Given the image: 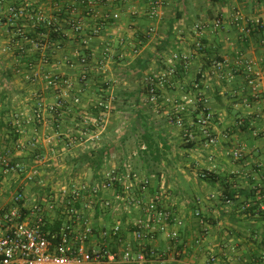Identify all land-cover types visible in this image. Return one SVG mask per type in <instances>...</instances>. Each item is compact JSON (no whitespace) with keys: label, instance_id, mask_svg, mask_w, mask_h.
Here are the masks:
<instances>
[{"label":"crops","instance_id":"0c3cea01","mask_svg":"<svg viewBox=\"0 0 264 264\" xmlns=\"http://www.w3.org/2000/svg\"><path fill=\"white\" fill-rule=\"evenodd\" d=\"M71 1L0 4V208L11 206L20 193L41 200L47 220L62 225V212L46 207L61 189L55 184L94 180L111 166L129 167L150 178L151 191L160 192L165 207L181 220L173 250L165 234L157 235L153 264H208L212 256L214 264H254L264 257V217L246 207L258 201L254 187H264V0H162L153 16L152 0H88L91 6L78 5L74 13L67 8ZM10 5H24V18H9ZM72 19L84 24L80 35ZM40 20L59 26L61 40L43 41L48 33L42 37L37 31ZM175 55L192 58L185 68L173 61ZM214 60L224 61L223 68L216 69ZM171 66L177 76L155 108L145 79ZM254 74H259L255 92L248 83ZM55 76L69 79L72 87L52 85ZM199 92L208 100L217 141L199 137L189 147L169 116L181 105L189 122ZM60 99L64 108L51 114L49 106ZM102 99L110 106L105 129L91 141L81 130L86 122L93 129ZM100 148L112 152L102 168L75 170L80 154ZM236 150L243 154L239 159L233 158ZM7 164L23 171L8 170ZM98 207L83 214L93 228L90 247L106 245L120 253L124 234L103 238L100 232L119 215L125 224L127 214L101 215ZM139 215L133 217L145 218ZM246 221L255 225L247 227Z\"/></svg>","mask_w":264,"mask_h":264},{"label":"built area","instance_id":"2783aa9c","mask_svg":"<svg viewBox=\"0 0 264 264\" xmlns=\"http://www.w3.org/2000/svg\"><path fill=\"white\" fill-rule=\"evenodd\" d=\"M5 1L0 0V4H4ZM77 4L91 6L88 0H72L67 6L71 13L77 10ZM152 5L151 16L155 15L157 9L162 6V0H152ZM26 10L25 6L10 5L8 7V12L13 19L24 17ZM118 17V14L112 16L114 19ZM70 24L77 34H81L85 29L84 24L78 20L72 19ZM200 27V24L195 26L196 30H200ZM214 27L220 28L221 22L216 21ZM149 32H153V28ZM247 32H250L249 28ZM197 46L199 49L202 48L201 43ZM191 58L186 55H175L173 61H181L186 68ZM85 61V59L81 60L83 64L86 63ZM224 63L221 60H214L213 66L220 70ZM250 69L248 67L249 71ZM176 76L177 69L171 66L146 77L145 89L148 102L152 106L155 108L161 106L162 93L173 84ZM257 77L259 74L248 78V83L254 92ZM86 78L87 75L82 73L81 80L84 81ZM50 83L59 84L62 90H69L72 87L69 79L60 76H55ZM198 86V84L195 86L197 91H199ZM75 102H78V99H75ZM102 102L100 101L97 105L100 113L92 124L93 129H87L86 122L81 130V135L90 137L91 141H98L101 132L105 129L106 110L103 109ZM207 103V98L199 92L194 99L191 110L192 119L189 122L182 116L185 108L175 104L169 121L181 130L185 144H190L199 137L208 144H216V136L212 133L213 115L207 109ZM63 108L64 100L60 99L49 106L48 111L58 115ZM242 155L241 151L236 150L233 158L239 159ZM7 168L17 172L23 171L18 164L13 166L7 164ZM254 193L260 201L257 215L264 217V187H254ZM227 202L230 203L229 200ZM46 205L49 211L62 212L63 221L61 220L62 225L58 228L55 227V222L47 220L46 210L38 198L34 199L19 193L14 197L11 206L0 208V264H153L156 252L152 244L157 235L165 234L169 242V250L175 248L179 237L178 227L181 225V220L165 207L160 192L151 191L150 178L129 167H108L100 171L94 180L73 179L68 185L62 187L57 195H52ZM96 205L99 206L101 215L119 210L127 214L125 224H122V218L119 215L110 229L103 227L100 232L103 238L124 234L120 241V253L110 250L106 245L90 247L93 228L83 220V214L84 211H94ZM250 206L251 204H246L247 208ZM140 212L145 214V218L133 217V214L139 215ZM131 222H133L132 232L129 229ZM215 261L216 257L212 256L208 264H214ZM158 264L167 263L159 260ZM254 264H264V257L257 259Z\"/></svg>","mask_w":264,"mask_h":264},{"label":"trees","instance_id":"16d2710c","mask_svg":"<svg viewBox=\"0 0 264 264\" xmlns=\"http://www.w3.org/2000/svg\"><path fill=\"white\" fill-rule=\"evenodd\" d=\"M55 2L57 4L60 5V2L59 0H55ZM78 5H81V4H77ZM15 7H21V6H24V5H14ZM65 7V6H63ZM91 9V8H90ZM64 8H62L60 11V14L64 12ZM89 12V10L87 11V13ZM36 14L38 15V12L36 11H33L32 14ZM26 15V14H25ZM24 15V16H25ZM9 18L13 19L11 17V15L9 14ZM24 17H21V19H23ZM15 20V19H13ZM19 20V18L17 19ZM41 23L40 26H38V29L37 31H40L42 33V37L44 34L48 33V35L44 38L43 41L47 40V41H58V40H61V35H60V30H59V26H56L52 21H45L44 20H40ZM43 23H46V25L44 26ZM256 25V26H255ZM254 25V28L255 29L256 27L258 28L259 27V24H255ZM16 26V23H14L12 25V27H15ZM249 31L251 32V29L249 28ZM75 32V31H74ZM80 35V34H79ZM103 100V99H102ZM103 109L104 110H109V104H107V102L105 100H103ZM113 105V104H112ZM189 147L191 146V143L188 145ZM111 151H107V149L105 148H100V149H97V150H93V151H90V152H86V153H82L80 154L78 160L76 161V170L78 171L79 169H81L82 167H84L85 165H88L89 168L91 169H94V170H98L100 168L103 167V164L104 162L109 159L111 157ZM226 194V198L230 201L232 198L231 196H229V193H225ZM253 205L250 206L248 211H251L250 213L251 214H256L258 213V209H259V206H260V201H253L252 202ZM60 225L57 224L55 227H59Z\"/></svg>","mask_w":264,"mask_h":264},{"label":"rangeland","instance_id":"374dc122","mask_svg":"<svg viewBox=\"0 0 264 264\" xmlns=\"http://www.w3.org/2000/svg\"><path fill=\"white\" fill-rule=\"evenodd\" d=\"M75 170H76V168H75ZM70 171H72V170H70ZM76 171H77V170H76ZM67 178H68V177H67ZM68 179H69V178H68ZM68 179L66 180V182H65L64 180L62 181V180L60 179L61 181L58 182V184H55V186H56V187H61V188H62V187H64L65 185H68V184L70 183V182H69L70 179H69V180H68ZM53 185H54V184H53ZM53 185L50 184V185L47 186V187L49 188V190L53 188ZM56 189H57V188H56ZM52 190H53V189H52ZM53 191H54V190H53ZM246 223H247V225H248V226H247V225H246V226H247V227H250V228L253 227V226L255 225V223H254L253 221H246Z\"/></svg>","mask_w":264,"mask_h":264}]
</instances>
